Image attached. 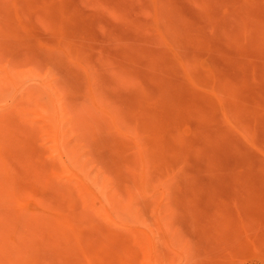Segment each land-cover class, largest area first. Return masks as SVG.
Here are the masks:
<instances>
[{
	"label": "rangeland",
	"instance_id": "1",
	"mask_svg": "<svg viewBox=\"0 0 264 264\" xmlns=\"http://www.w3.org/2000/svg\"><path fill=\"white\" fill-rule=\"evenodd\" d=\"M0 264H264V0H0Z\"/></svg>",
	"mask_w": 264,
	"mask_h": 264
}]
</instances>
